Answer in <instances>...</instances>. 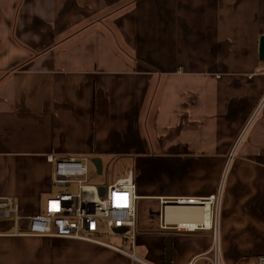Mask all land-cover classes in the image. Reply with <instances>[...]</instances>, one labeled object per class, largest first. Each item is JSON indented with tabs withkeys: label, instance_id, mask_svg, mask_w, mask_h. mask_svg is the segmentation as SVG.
I'll use <instances>...</instances> for the list:
<instances>
[{
	"label": "crops",
	"instance_id": "obj_1",
	"mask_svg": "<svg viewBox=\"0 0 264 264\" xmlns=\"http://www.w3.org/2000/svg\"><path fill=\"white\" fill-rule=\"evenodd\" d=\"M262 35L264 0H0V189L32 217L48 157L131 171L140 260L1 220L0 264H210L215 228L226 264L264 256ZM218 189L207 228H179L202 208L160 204Z\"/></svg>",
	"mask_w": 264,
	"mask_h": 264
},
{
	"label": "built area",
	"instance_id": "obj_2",
	"mask_svg": "<svg viewBox=\"0 0 264 264\" xmlns=\"http://www.w3.org/2000/svg\"><path fill=\"white\" fill-rule=\"evenodd\" d=\"M47 161L51 165L54 185L58 188L73 187L74 191L55 194L46 200L44 210L40 214L23 217L8 193L0 189V221L12 222L13 232L10 236L83 241L113 249L129 259L140 261L134 251L137 237L135 207L137 197L132 172L128 171L123 177L103 186L104 194L100 196L99 187L88 184L91 158L48 157ZM220 199L221 190L218 189L215 195L206 199L179 198L171 201L161 200L160 204L171 207L208 205L207 211L210 216L212 214L218 220ZM102 221L107 237H112L116 228H126L122 235L130 243L132 251H125L103 242L99 238ZM212 234L215 245L201 255L199 260H207L210 264H226L220 254L216 228ZM234 264H264V256L257 257L253 262L239 259Z\"/></svg>",
	"mask_w": 264,
	"mask_h": 264
},
{
	"label": "rangeland",
	"instance_id": "obj_3",
	"mask_svg": "<svg viewBox=\"0 0 264 264\" xmlns=\"http://www.w3.org/2000/svg\"><path fill=\"white\" fill-rule=\"evenodd\" d=\"M114 173L116 174V168L111 167L110 165L103 164L101 174H97L94 166L90 165L89 166V173H88V184H92V185H95L98 187L106 186L107 184H109L113 180L112 175ZM51 189H52V193L47 197H52L55 194H64V193L74 191L73 187H71V188H58L54 185V183H53V186L51 187ZM211 207L212 206H210V208ZM139 217L142 218L143 221L145 220V214L141 213V210L139 213ZM153 217H154L153 220H155L156 217L155 216H153ZM105 233H106V231L104 229V224L102 221V223L100 224V237L99 238L105 243H109V244H112V245L117 246L119 248H123L129 252L132 251L130 243L128 242V240L126 238H124V236L122 234L121 235L120 234H113L112 237H107L105 235ZM201 236L207 237V234H202ZM134 250H135V248H134ZM148 250H149L148 246H141V247L138 246L136 249V254L141 258L143 256V254L145 252H147Z\"/></svg>",
	"mask_w": 264,
	"mask_h": 264
},
{
	"label": "water",
	"instance_id": "obj_4",
	"mask_svg": "<svg viewBox=\"0 0 264 264\" xmlns=\"http://www.w3.org/2000/svg\"><path fill=\"white\" fill-rule=\"evenodd\" d=\"M259 59L264 61V35H262L259 39V50H258ZM91 163L96 169L97 174H101L102 166L101 160L99 158H92ZM99 194L102 196L104 194V187H99ZM126 232V228H116L114 230L115 234H124ZM172 237L166 236L164 239V260L165 262H170L172 258V247H171Z\"/></svg>",
	"mask_w": 264,
	"mask_h": 264
},
{
	"label": "bare ground",
	"instance_id": "obj_5",
	"mask_svg": "<svg viewBox=\"0 0 264 264\" xmlns=\"http://www.w3.org/2000/svg\"><path fill=\"white\" fill-rule=\"evenodd\" d=\"M177 207H183L186 208L184 206H177ZM187 207H198V206H187ZM202 209L196 208V209H189L190 211H194L193 214H191V220L193 221H188V222H184L183 224H181L179 226L180 230L182 231H194L196 229L197 224H200L201 221L203 222V226H205L206 228L208 227L209 223H210V217H209V212L207 211L209 209L208 205H204L203 207H200ZM172 209L173 208H169ZM168 209V210H169Z\"/></svg>",
	"mask_w": 264,
	"mask_h": 264
}]
</instances>
